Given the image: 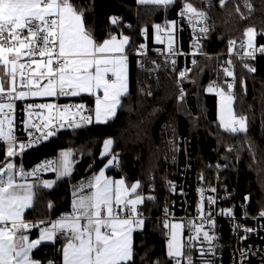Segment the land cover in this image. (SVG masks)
I'll return each mask as SVG.
<instances>
[{
	"label": "trees",
	"instance_id": "trees-1",
	"mask_svg": "<svg viewBox=\"0 0 264 264\" xmlns=\"http://www.w3.org/2000/svg\"><path fill=\"white\" fill-rule=\"evenodd\" d=\"M250 2L254 8L251 13L243 6V0H228L223 7L219 0H209L214 31L203 43L205 54L198 56L193 70L184 78H180L178 72L162 73L154 81L153 95L145 98L141 88L148 77L139 69L137 57L132 55L129 60L131 92L117 119L108 124L93 123L77 129H61L45 143L30 148L25 155L28 165L52 155L58 158L63 150L69 149L74 170L67 177L61 178L57 172H51L40 179L35 203L27 210L26 219L44 221L46 225L54 217L73 212L74 191L82 179L95 176L105 166L107 157L101 155L103 141L114 138L112 152L118 155L119 163L117 167L110 168L108 174L124 178L129 185L140 182L142 195L148 192H157L158 195L157 199L146 200L138 206L149 217L144 227L133 234L135 264H170L167 256L169 229H164V221L156 217L162 211L168 165L164 160L167 149L165 125L176 136L192 139L190 172L193 176L197 170H209L221 162L226 166L235 199L244 204L250 196L247 209L256 211L263 208L264 58H233L232 69H229L237 79L236 86L231 89L235 97V113L247 117V132H225L218 118L219 95L208 89L211 84L228 89L227 84L232 77H227L224 69L229 62L226 52L230 41L240 43L246 40L247 30L255 28L256 42L264 44V0ZM77 3L84 7L86 20L98 42L109 35H126L129 37L126 50L134 53L145 43H155L154 27L164 20L176 18L183 0H176L168 7L141 5L139 0H77ZM236 6L240 7V12L236 11ZM114 16L121 18L120 24L109 23V18ZM254 64L257 71H249L248 68ZM81 98L88 102L91 112L93 98L87 95ZM3 158L4 153L1 152L0 160ZM186 164L183 148L180 160L172 165V169L181 174ZM44 180L55 181V184L51 189L43 188ZM57 242L61 257L60 249L64 242L60 238ZM54 247L55 243H45L34 250L33 255L41 259L42 264H48L55 252Z\"/></svg>",
	"mask_w": 264,
	"mask_h": 264
},
{
	"label": "snow or ice",
	"instance_id": "snow-or-ice-1",
	"mask_svg": "<svg viewBox=\"0 0 264 264\" xmlns=\"http://www.w3.org/2000/svg\"><path fill=\"white\" fill-rule=\"evenodd\" d=\"M139 3L168 7L176 0H139ZM227 3L228 0H219L221 7ZM243 6L250 13L254 11L250 0H243ZM236 11L240 12L239 6H236ZM181 14L206 19V13L197 11L192 3H185ZM109 23L118 25L121 19L110 17ZM156 28L159 30L160 25H156ZM200 31L207 32L208 29L201 28ZM255 35L254 28L246 32V47L252 50L247 51L245 56L250 58H255L256 52L264 53V47H254ZM128 43L129 37L126 35L120 38L109 35L98 42L86 20V11L77 0H0V101H7L0 102V139L8 142L7 156H16L17 148L23 151L26 147L38 146L37 141L43 142L55 135L57 127L77 129L93 123L108 124L117 119L130 95L128 58L124 55ZM169 49H172L171 37ZM248 70L254 72L255 68ZM224 73L227 77H234V72L228 68L224 69ZM185 75L180 73V78ZM227 87V94L223 89L219 92L222 112L226 110L227 113L226 117L221 118L222 126L227 133L247 132V117L235 115L231 107L233 84L228 83ZM81 94L95 98L91 114L84 115L88 109L83 104L59 108L58 124L53 126L55 117L45 118L43 127L51 130L41 132L38 137L33 135L27 145L16 143L10 115L14 100H22L29 95L76 97ZM148 95H151L150 91ZM180 99H183V93ZM35 107L51 112L56 106L41 104ZM30 126L41 130L37 124ZM113 144V138L103 141V155L107 157L105 167L108 168L119 163L118 155L111 151ZM62 156L61 161L46 166L59 171L61 178L71 175V153L64 152ZM38 171L26 174L23 170H17L13 163L0 168V264H39L32 258L33 250L42 242H54L58 238L64 242L60 249V264H135L133 233L145 225L143 211L138 206L154 199L140 193V182L126 185L124 179H110L101 170L86 188L80 186L75 193L74 213L70 217L51 224L49 228L40 229L39 224L30 225L24 220L25 210L33 204V185L16 181L17 175L22 178L35 176ZM54 184L55 181H45L42 187L51 189ZM211 190L215 191L214 188ZM260 215L264 217V211ZM209 223L214 225L215 222L210 220ZM30 227L40 230L35 240H30L25 234ZM162 227L170 230L167 244L170 264L173 261L174 264H194L189 254L194 247L191 242L211 243L215 239L204 230L203 219L199 225L193 222L195 235L185 243H181L176 231L183 228V224L162 223ZM208 251L212 252V249ZM199 255L202 264H214L203 250ZM49 264L54 262L50 261Z\"/></svg>",
	"mask_w": 264,
	"mask_h": 264
},
{
	"label": "built area",
	"instance_id": "built-area-1",
	"mask_svg": "<svg viewBox=\"0 0 264 264\" xmlns=\"http://www.w3.org/2000/svg\"><path fill=\"white\" fill-rule=\"evenodd\" d=\"M191 3L197 11L206 13V19H197L191 14L182 15L183 8L181 7L176 18L158 23L161 26L160 33L164 36L162 42L145 43L142 48L139 47L134 53L127 52L129 60L132 55L137 57L139 69L144 72L145 76L150 78L145 81L141 88L144 97L148 95L149 91L151 94L153 93V81L159 75L168 71L178 72L179 74L188 72L193 68L197 56L205 54L202 51L203 43L214 31L208 9L209 0H191ZM201 28H207L208 31L201 32ZM144 33L147 35L148 31H144ZM170 37L172 39L171 50L169 49ZM246 44L247 39L240 43L235 41L234 45L232 41L229 42L226 54L231 63L227 62L226 66L228 69H232L233 58H250L245 56V53L252 49H248ZM253 45L255 48L264 47V44H258L256 40H253ZM257 58H264V53L256 52L255 58L250 59ZM181 59L183 60L182 63ZM250 68H255V71H257L255 64L251 65ZM236 80V75L234 74V77L229 81V83L233 84V88L236 86ZM47 100H50L56 106L53 108L51 116L56 118L53 120V126L60 122L59 108L83 104L88 109L87 105L76 97H32L29 95L25 99L14 100L13 111L10 115L13 121V135L16 137L17 144L27 145L32 141L33 135L38 137L41 132L51 130V128L43 127L45 120L42 115L31 113L28 123L25 110L27 105L36 106L45 103ZM89 114H91L89 110L84 113V115ZM32 124L41 126V130L38 131L37 128L31 127L30 125ZM65 128L57 127L55 134ZM164 130V139L167 145L164 160L168 165L166 168L162 211L156 217L170 225L180 221L183 224V243L187 242L189 237L195 235L193 222L199 225L203 219L204 230L213 235L215 239L211 243L208 241L191 242L194 247L189 254L192 256L194 264H202V258L199 255L201 250L207 254V258H211L214 264H264V217L260 215L264 211V207L256 211H250L247 209V202L243 204L235 199V191L231 189L228 182L226 166L221 162H218L209 170H197L193 176L190 172L192 169L190 161L192 139L188 136H176L167 125L164 126ZM51 137L43 142L37 141V144L45 143ZM6 143H8L6 140L0 139L1 146ZM30 148L32 147H26L23 151L19 148L16 149V169L23 170L26 174L32 173L37 169L39 171L35 176L26 175L23 178L39 180L45 177L46 174L54 172L46 166L50 163L56 164L58 162L57 156L52 155L41 159L36 164L28 165L25 155ZM183 148L187 157V164L183 172L178 174L177 171L172 169V165L180 160ZM114 166L117 167L118 164ZM213 188L215 189L214 192L211 190ZM146 195L156 199L157 194L156 192H151ZM229 212L231 213L230 215L226 214ZM143 215L145 220L149 217L144 213ZM59 219L60 217H54L52 221L56 223ZM210 220L215 222L214 225L209 223ZM36 224L42 225L39 221H30V225ZM49 226L47 227L49 228ZM246 229H251V231H246ZM168 234H170V230H168ZM54 248L55 252L49 262L60 264L57 240ZM209 249H212V252H209ZM49 262L47 263L49 264ZM172 264H174V261Z\"/></svg>",
	"mask_w": 264,
	"mask_h": 264
},
{
	"label": "crops",
	"instance_id": "crops-1",
	"mask_svg": "<svg viewBox=\"0 0 264 264\" xmlns=\"http://www.w3.org/2000/svg\"><path fill=\"white\" fill-rule=\"evenodd\" d=\"M158 32H160V31H154V35H155V42H162L163 40H164V38H163V35L161 34V40L160 41H158L157 40V36H158ZM114 36H116L117 38H120L121 36H118V35H114ZM255 38H256V36H255ZM254 41H255V39H254ZM171 42H172V39H171ZM127 46V45H126ZM126 46H125V52H124V55H126L127 56V50H126ZM127 58H128V56H127ZM127 63H128V76H129V91L131 92V80H130V63H129V59L127 60ZM85 95H87V96H90V95H88V94H81L80 96H76V98H78V99H80L81 101H83L86 105H87V107H88V110H89V106H88V102L86 101V100H84V99H82L81 97L82 96H85ZM92 98H93V109H94V106H95V98L93 97V96H91ZM4 103H7V101H3ZM234 103H235V97H234ZM43 104H50V105H53V103L50 101V100H47L45 103H43ZM41 105V104H40ZM29 106L30 105H27L26 107H25V110H26V117H27V122L29 123V116H30V113H35V114H38V115H42V117H43V119L45 120V118L46 117H50V116H52V111H53V109L51 110V112H49V109H46V108H37V107H35V105H31L32 107L31 108H29ZM233 107H234V105H233ZM234 111H235V109H234ZM89 112H90V110H89ZM91 113V112H90ZM218 118H219V121L221 122V124H222V121H221V118H220V115H219V101H218ZM223 127V126H222ZM5 131H7V124L5 123ZM113 140H114V138H113ZM7 148H8V143H6V144H4V145H0V153L2 152V153H4V158L3 159H1L0 160V168H4L6 165H7V163H13L15 166H16V156H14V157H11V158H9L8 156H7ZM112 148H113V146H112ZM111 151H112V149H111ZM62 154V153H61ZM60 154V155H61ZM72 155V154H71ZM102 156H104L103 155V149H102V154H101ZM58 162H59V157H58ZM112 168V167H111ZM109 169L110 168H108V167H103L101 170H103L104 172H105V175L108 177V178H110V179H113V180H119V179H124V178H116V177H114V176H111V175H109L108 174V171H109ZM100 170V171H101ZM99 171V172H100ZM54 172H57V171H54ZM99 172L97 173V175L99 174ZM58 173V172H57ZM97 175H95V176H97ZM95 176H88V177H85L84 179H82V181H80L79 182V184H80V186L82 185V184H86L88 181L90 182V181H92L93 180V178L95 177ZM60 177V176H59ZM125 180V179H124ZM16 181H17V183H21V184H31V185H33V190H34V192H35V195H36V192H37V187H38V185L40 184V179L39 180H31V179H25V178H22V177H20L19 175H17L16 176ZM45 181H48V180H44V181H42V184L45 182ZM125 182H126V185H129L128 183H127V181L125 180ZM79 186V185H78ZM79 186V187H80ZM78 187V188H79ZM77 189V188H76ZM75 192H76V190L74 191V194H73V204H74V202H75V200H76V195H75ZM34 203H35V196H34V199H33V204H32V206L34 205ZM27 210L28 209H26L25 210V212H24V220L27 222V223H29L30 224V221H37V220H35V219H31V220H28V219H26V212H27ZM73 212H74V209H73ZM70 215H72V212L71 213H69V214H67V216L65 215V217H69ZM61 220V219H60ZM54 222L51 220L50 221V223L48 224V225H45V224H42L41 226H40V229H43V228H48L47 226H51V224H53ZM49 226V227H50ZM34 229L35 228H29L26 232H25V234L26 235H28L29 236V239L30 240H35V239H37L38 237H39V235H40V230L38 229V228H36V231H34ZM35 233V234H34ZM134 234V233H133ZM182 237V238H181ZM59 239V238H58ZM58 239H56V240H58ZM182 239V241H181V243H183V235H182V228H181V230H180V240ZM55 240V241H56ZM55 241L54 242H51V241H45V242H42L41 243V245L39 246V247H41L43 244H45V243H55ZM38 247V248H39ZM38 248H36V249H38ZM36 249H34V250H36ZM34 250H33V252H34ZM33 252H32V258L35 260V261H38L39 262V264H42V261H41V259H39V258H37V257H35L34 255H33ZM62 258V257H61Z\"/></svg>",
	"mask_w": 264,
	"mask_h": 264
},
{
	"label": "rangeland",
	"instance_id": "rangeland-1",
	"mask_svg": "<svg viewBox=\"0 0 264 264\" xmlns=\"http://www.w3.org/2000/svg\"><path fill=\"white\" fill-rule=\"evenodd\" d=\"M185 3H191V0H183V5L185 4ZM183 5H182V8H183ZM156 25H160V24H156ZM160 29H161V26H160ZM160 29L159 30H157V28H156V26L154 27V30L156 31H160ZM255 29V28H254ZM164 30V29H163ZM165 31V30H164ZM256 31V30H255ZM256 36V35H255ZM255 36L253 37V40L255 39ZM163 38H164V36H163ZM248 39V38H247ZM157 40L158 41H160L161 40V33L160 32H158V36H157ZM197 58H198V56H197ZM197 58H196V62H197ZM195 62V63H196ZM194 63V64H195ZM194 66V65H193ZM193 70V68L190 70V71H192ZM190 71H188V72H185V74H187V73H189ZM142 73L144 74V72L142 71ZM145 75V74H144ZM148 77V76H147ZM150 78L148 77V79L147 80H149ZM155 81V80H154ZM153 81V82H154ZM152 89H153V91H154V85H153V87H152ZM208 89H211V91L210 92H215V93H217L218 95H219V92L221 91V89H223V91L227 94L228 92H229V89H227L226 87H224V86H222V85H219V84H211V85H209V87H208ZM231 93H232V95H233V101H232V105H231V107H232V109H233V112H234V114L236 115V113H235V111H234V107H233V105H234V94H233V92L231 91ZM153 95V94H152ZM149 96H151V95H147V97H149ZM147 97H145V98H147ZM219 115H220V118H222V116H225L226 117V115H227V113H226V110L225 111H223L222 112V101H221V98H220V95H219ZM64 152H70L71 153V151L69 150V149H65V150H63L62 151V154L64 153ZM62 154L59 156V161H61L62 159H63V156H62ZM72 154V153H71ZM69 161H70V168H71V173L73 172V170H74V164H73V160H72V155L69 157ZM8 164V163H7ZM58 172V176H60V173H59V171H57ZM97 175V174H96ZM89 183V181L86 183V184H82L81 186H84L85 188H86V186H87V184ZM78 189L79 188H77L76 189V192L78 191ZM75 192V193H76ZM148 193H151V192H148ZM81 194H83V193H81ZM147 194V193H146ZM146 194H144V196H146L147 197V195ZM156 194H157V192H156ZM157 197H158V195H156V199H157ZM163 197H164V195H163ZM67 216V215H66ZM65 218V216H60V219H64ZM59 219V220H60ZM175 223H180V224H182L180 221H176ZM174 223V224H175ZM180 230L181 229H178V230H176L177 231V233H178V237H179V239H180ZM182 238V237H181ZM180 241H182V239L180 240ZM60 261H61V257H60Z\"/></svg>",
	"mask_w": 264,
	"mask_h": 264
},
{
	"label": "water",
	"instance_id": "water-1",
	"mask_svg": "<svg viewBox=\"0 0 264 264\" xmlns=\"http://www.w3.org/2000/svg\"><path fill=\"white\" fill-rule=\"evenodd\" d=\"M251 202L250 196L247 197V205H249Z\"/></svg>",
	"mask_w": 264,
	"mask_h": 264
}]
</instances>
